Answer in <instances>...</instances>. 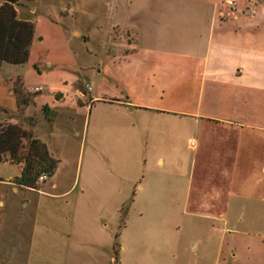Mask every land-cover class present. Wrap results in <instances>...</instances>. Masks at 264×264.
<instances>
[{
  "label": "crops",
  "instance_id": "obj_1",
  "mask_svg": "<svg viewBox=\"0 0 264 264\" xmlns=\"http://www.w3.org/2000/svg\"><path fill=\"white\" fill-rule=\"evenodd\" d=\"M161 1L148 38L136 22L115 21L134 36L129 50L104 44L82 64L67 47L78 29L64 16L17 13L34 22V35L26 61L0 63L3 120L26 128L24 116L36 111L56 132L63 114L86 111L79 168L67 186L59 189V162L38 187L13 180L23 162L14 177H0V223L9 216L38 230L50 208L44 222L56 264H110L115 243L125 264L143 253L146 264H264V0ZM51 32L66 48L63 62L42 54ZM17 78L33 92L21 113ZM115 158L123 162L116 170ZM132 161L140 172L148 163L159 169L139 177L131 203L166 217L117 227L103 214L110 206L119 214L126 202L135 173L124 163Z\"/></svg>",
  "mask_w": 264,
  "mask_h": 264
},
{
  "label": "rangeland",
  "instance_id": "obj_2",
  "mask_svg": "<svg viewBox=\"0 0 264 264\" xmlns=\"http://www.w3.org/2000/svg\"><path fill=\"white\" fill-rule=\"evenodd\" d=\"M1 2L3 0H0ZM161 0H19L16 4L17 13L35 14L48 13L52 16L60 14L64 16L63 21L70 29L75 26L78 31L69 34L67 47L73 49L72 59L76 63H89L96 60V56L92 53H99L103 50L105 44L106 50L114 51L121 50L127 51L130 48L133 34L126 28H121L119 25L113 24L115 21L122 23L136 22V25L143 32V39L148 38L150 30V19L153 11L164 10V3ZM50 37L46 41V46L43 48L45 53L54 55L57 62H63L66 58L65 46H61L60 36L58 32H51ZM42 49V51H43ZM92 51V53H89ZM65 55V57H64ZM98 57H100L98 55ZM60 73L59 71H57ZM56 72V73H57ZM78 88L85 92L87 86L85 82L79 80L77 82ZM19 91L17 94L18 109L21 113L24 105L32 100L33 92L27 90L21 85L20 78L14 81V90ZM34 90V89H33ZM40 90V89H39ZM36 91V90H35ZM21 98L27 99L28 102L22 104ZM80 103V101H79ZM46 116L49 117L47 109H43ZM6 111L0 113V125L6 123L3 120V115ZM74 113V110H72ZM85 109L78 108L73 117L69 114H63L59 120V128L56 132H50V128L43 122L42 119L38 120L36 111L30 112L24 116V121L27 124L26 129L33 132L35 136H39L42 141L47 142L49 147L57 154L60 160L56 179L58 180L59 189L68 185L72 180L75 171L79 168V160L83 149V142L81 132L83 124L85 123ZM35 124L34 128L32 126ZM77 129V133H75ZM27 145L26 139L23 142ZM6 160H10L7 158ZM113 169L122 166V160L115 158ZM128 164L127 171H134V176L128 183V193L126 202L119 209V214L116 209L110 208L103 214L104 218H108L110 223L119 227L123 223L136 224L140 221H147L149 219H164L166 216L165 210L147 209L143 204L134 205L131 199L134 192L138 190L139 177L144 173L153 176V170L158 171V167L153 163H148L143 167L141 172L138 169V164L135 161ZM84 166V164H83ZM107 166H104V169ZM144 170V172H143ZM18 173V165L14 161H0V177L6 176L14 177ZM140 173V175L138 174ZM49 175V174H48ZM49 177V176H48ZM48 177L44 180L37 179V187L47 181ZM47 202H50V199ZM56 205V204H54ZM50 208L46 207L41 210L40 227L38 230L33 231L32 221L22 226H16L14 220L7 216L3 222L0 223V264H56L55 258L56 244L54 241L52 228L45 225L44 220H49L48 211ZM52 210H54L52 208ZM115 240L119 242V237L116 236ZM117 249L115 243L114 250ZM146 254V253H145ZM143 253L138 259L132 255H128V260L133 261V264H146L148 258ZM111 255L115 257L114 252ZM117 258L110 259V264H124L126 261L121 258L120 253L117 251ZM134 257V258H133ZM128 264H131L128 262Z\"/></svg>",
  "mask_w": 264,
  "mask_h": 264
},
{
  "label": "trees",
  "instance_id": "obj_3",
  "mask_svg": "<svg viewBox=\"0 0 264 264\" xmlns=\"http://www.w3.org/2000/svg\"><path fill=\"white\" fill-rule=\"evenodd\" d=\"M19 0H3L0 3V63H22L27 60L29 46L34 35V22L17 17L15 4ZM15 91L20 93V90ZM25 104L27 99L19 102ZM45 110L46 107L43 106ZM24 139L27 141L25 145ZM10 158L14 162H23L19 175L14 177L17 184L37 187L41 173L52 175L58 159L53 157L44 141L29 129L13 122L0 125V161ZM117 258V251L114 250Z\"/></svg>",
  "mask_w": 264,
  "mask_h": 264
},
{
  "label": "built area",
  "instance_id": "obj_4",
  "mask_svg": "<svg viewBox=\"0 0 264 264\" xmlns=\"http://www.w3.org/2000/svg\"><path fill=\"white\" fill-rule=\"evenodd\" d=\"M41 88H42V87L39 86V85L33 87L34 90H39V89H41ZM48 176H49V175H48L47 173H41V174L38 176V179H39V180H44V179H46Z\"/></svg>",
  "mask_w": 264,
  "mask_h": 264
}]
</instances>
